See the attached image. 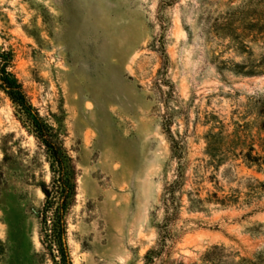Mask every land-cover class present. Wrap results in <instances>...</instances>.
Wrapping results in <instances>:
<instances>
[{
    "label": "rangeland",
    "instance_id": "374dc122",
    "mask_svg": "<svg viewBox=\"0 0 264 264\" xmlns=\"http://www.w3.org/2000/svg\"><path fill=\"white\" fill-rule=\"evenodd\" d=\"M248 1L0 0V47L78 170L73 264H144L176 166L171 135L185 146L188 189L238 198L184 208L171 262L201 264L213 245L236 259L264 252V189L247 195L264 181V40L238 48L221 25ZM255 62L256 75L244 68ZM211 131L240 139L220 168L208 163ZM251 145L262 168L244 159ZM51 182L44 148L0 91V264H54L40 237Z\"/></svg>",
    "mask_w": 264,
    "mask_h": 264
},
{
    "label": "trees",
    "instance_id": "16d2710c",
    "mask_svg": "<svg viewBox=\"0 0 264 264\" xmlns=\"http://www.w3.org/2000/svg\"><path fill=\"white\" fill-rule=\"evenodd\" d=\"M221 25L226 31H233V41L238 48H248L243 38H250L255 42L264 40V0H250L228 12ZM13 62V52L0 47V91L11 101L17 120L34 136L39 146L44 148L52 172L51 184L42 185L45 203L40 212L41 242L52 256L54 264H73L67 244V216L77 195L78 170L64 145L62 135L40 114L23 83L12 71ZM260 67L255 62L244 68L250 69V73L256 75L261 73ZM169 139L176 166L172 178L163 186L158 206L162 217L156 222L155 243L145 253L144 264H174L171 256L176 240L183 232L178 229V223L185 220L182 218L184 208L198 211L204 210L207 204L227 206L238 201L234 194L220 196L216 190L202 198L199 189H188L185 146L172 135ZM206 139L209 164L220 168L232 155L237 156L235 145L240 140L237 135L227 137L222 131H211ZM253 151L254 146L251 145L244 154L245 161L249 165L262 168V158L254 156ZM262 189L264 181L255 180L248 186L247 195L252 197ZM153 215L157 217L156 212ZM237 257L236 252L230 251L224 245H213L202 256L201 264H264V252H259L252 258L236 259Z\"/></svg>",
    "mask_w": 264,
    "mask_h": 264
}]
</instances>
